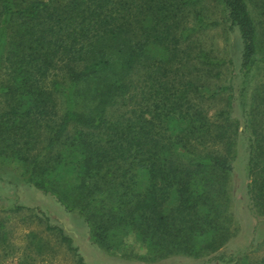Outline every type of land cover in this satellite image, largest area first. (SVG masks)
<instances>
[{
    "label": "trees",
    "instance_id": "1",
    "mask_svg": "<svg viewBox=\"0 0 264 264\" xmlns=\"http://www.w3.org/2000/svg\"><path fill=\"white\" fill-rule=\"evenodd\" d=\"M198 1L0 0V160L23 165L24 184L77 213L108 253L136 257L122 245L132 236L141 261L249 264L237 257L252 242L228 247V183L241 125L254 239L263 238L264 36L251 6L264 18V0H219L238 33L226 61L192 46L187 10ZM199 64L230 76L211 88L195 79ZM221 93L225 107L208 115L205 101ZM44 222L86 264L72 235Z\"/></svg>",
    "mask_w": 264,
    "mask_h": 264
},
{
    "label": "rangeland",
    "instance_id": "2",
    "mask_svg": "<svg viewBox=\"0 0 264 264\" xmlns=\"http://www.w3.org/2000/svg\"><path fill=\"white\" fill-rule=\"evenodd\" d=\"M251 11L258 27V34L264 36V18L259 16V12L253 6ZM187 12H189L188 25L196 27L191 35L192 46L197 50L202 49L210 57L226 61L232 54L233 43H238V33L229 30L222 20L223 11L219 0H199L198 6L195 9L188 8ZM199 17L201 20L197 21ZM215 20L219 22L217 25L200 26L201 23ZM234 61L237 67L238 55L234 56ZM261 66L258 78L264 77V66ZM207 68L206 65L199 64L198 71H195V79L211 88L221 84L230 76V68L226 66L220 68L222 75L219 78L207 74ZM226 99V93H221L218 98L205 101L207 114L214 115L225 107ZM229 100L232 115L241 123L238 100L235 98ZM241 130L240 125L235 135V158H233L235 168L228 183L231 193L229 211L233 215V223L230 226L232 236L228 247L231 252H238L250 247L252 242L253 245L246 250V254L239 253L241 256L238 254L237 259L245 257L247 263L254 264L264 257V237L254 239L258 216L254 209L255 213L251 211L250 201L246 196L248 143L246 133L240 132ZM27 176V170L23 165L0 160V202L3 205L0 209V264H77L75 252L60 240L57 232L45 228L44 214L50 218L52 225L63 226L65 231L72 235L73 246L77 248V252L86 264L200 263L179 256H171L155 263L141 261L138 258L139 255L144 254V250L136 245L132 236H126V244L122 245H127V248L135 247L133 253L136 257L123 256L121 252L108 253L92 242L87 225L77 213L64 210L51 197L28 188L24 184Z\"/></svg>",
    "mask_w": 264,
    "mask_h": 264
}]
</instances>
